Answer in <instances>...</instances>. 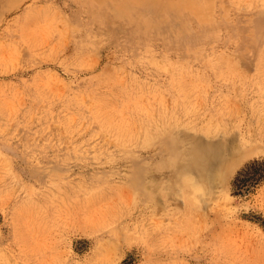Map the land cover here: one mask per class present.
Listing matches in <instances>:
<instances>
[{"label":"rangeland","instance_id":"374dc122","mask_svg":"<svg viewBox=\"0 0 264 264\" xmlns=\"http://www.w3.org/2000/svg\"><path fill=\"white\" fill-rule=\"evenodd\" d=\"M115 1L0 0V264H264V0Z\"/></svg>","mask_w":264,"mask_h":264},{"label":"bare ground","instance_id":"6f19581e","mask_svg":"<svg viewBox=\"0 0 264 264\" xmlns=\"http://www.w3.org/2000/svg\"><path fill=\"white\" fill-rule=\"evenodd\" d=\"M141 1L142 0H116L115 1V11H116V13L117 14H120V15H126V14H128V13H131L132 12V5H134L135 3H141ZM143 2H144V0H143ZM142 2V3H143ZM174 2H176V0H174ZM173 2V5L175 4ZM164 3H166V0H165V2ZM161 4H163V0H162V3ZM177 4V3H176ZM109 5V4H108ZM107 5V6H108ZM172 5V6H173ZM111 6V5H110ZM166 6V5H165ZM171 6V5H170ZM175 6V5H174ZM113 7V6H112ZM112 9V8H111ZM190 16V15H189ZM191 24V23H190ZM255 124V123H254ZM256 125V124H255ZM259 125V124H258ZM260 126V125H259ZM241 131V130H240ZM218 131H216V133H217ZM219 133V132H218ZM217 133V134H218ZM160 135H162V134H160ZM226 135V134H225ZM262 135V134H261ZM264 138V137H263ZM158 139V138H157ZM219 139H220V137H219ZM246 141V140H245ZM163 144V143H162ZM261 152V151H260ZM210 163H212V162H210ZM216 163V162H215ZM195 169H197V167L195 168ZM197 171V170H196ZM187 172V171H186ZM199 172V171H198ZM200 173V172H199ZM185 174H188L189 175V173H185ZM195 177V176H194ZM194 177H192L193 179H194ZM205 178H207V177H205ZM191 179V178H190ZM199 179V178H198ZM196 182H197V180H195ZM201 187V186H200Z\"/></svg>","mask_w":264,"mask_h":264}]
</instances>
